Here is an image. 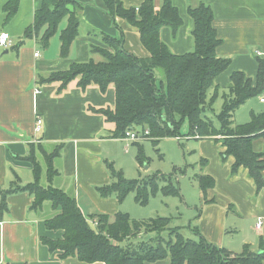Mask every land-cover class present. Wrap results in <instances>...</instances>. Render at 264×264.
Returning a JSON list of instances; mask_svg holds the SVG:
<instances>
[{
    "label": "crops",
    "instance_id": "crops-1",
    "mask_svg": "<svg viewBox=\"0 0 264 264\" xmlns=\"http://www.w3.org/2000/svg\"><path fill=\"white\" fill-rule=\"evenodd\" d=\"M9 1L0 0V37L8 32L13 43L9 48L0 45V264H88L77 257L62 258L61 252L52 251L44 243V237L61 239L64 233L61 229L47 228L46 219L55 213L49 202L42 209H35L34 195L19 189L38 177L30 157L42 166V183L48 185L44 151L53 153L60 148L53 159L58 175L51 184L75 195L85 217L93 223L95 215L113 216L119 212L123 202L114 195L102 197L98 191L97 187L114 181L109 163L115 167L114 160H120V153L129 150L128 142L140 144L142 141L113 137L114 124L95 111L115 108L114 85L103 91L94 83L83 88L80 77L71 79L64 88L59 80L39 81L42 76L67 71L75 64L103 61L104 55L95 52L93 47H108L106 37H123L124 49L140 58H148L150 54L138 28L119 17L112 18L105 0H77L82 4L75 11L80 19L79 34L67 55L62 54L61 36L68 28L69 16L59 22L45 44L42 38L47 25L42 27L40 35L27 37V31L33 27L37 12L47 0H20L17 12L8 20L4 8ZM122 1L127 8H139L147 0ZM163 2L154 0L155 7ZM172 3L180 11L182 25L176 34L169 26L160 31V38L172 53L194 50V21L188 8L206 3L213 8L214 27L222 39L216 52L231 60L229 68L215 79L219 90L230 87L236 71H242L256 82L257 58H264V0H172ZM37 89L40 93H36ZM260 96H256L260 105L256 103V110L252 109L257 114L264 111ZM254 98L236 109L235 123L244 124L251 119L242 116L241 111ZM39 116L44 119L41 132L35 131ZM184 135L194 141L200 157L196 164L201 165L195 169L197 182L192 181L195 187L184 192L187 223L174 227H180L181 231L187 228L189 233L185 236L192 239L202 236L207 242L226 247L235 254L242 252L246 245L252 250H262L264 186H259L249 169L234 168L235 157L225 154L221 136L197 139ZM253 148L264 153V136L255 138ZM187 168H179L180 173H174L176 178L186 175ZM206 176L212 178L213 186L204 191L200 178ZM262 180L264 183V171ZM181 185L188 188L182 180ZM179 197L183 199L182 195ZM3 200L6 207L1 205ZM259 221L261 228L256 227ZM170 263L167 257L148 264Z\"/></svg>",
    "mask_w": 264,
    "mask_h": 264
},
{
    "label": "trees",
    "instance_id": "trees-1",
    "mask_svg": "<svg viewBox=\"0 0 264 264\" xmlns=\"http://www.w3.org/2000/svg\"><path fill=\"white\" fill-rule=\"evenodd\" d=\"M19 2L20 0H10L5 5L8 20L17 12ZM105 2L112 18L119 17L138 28L142 43L150 56L140 58L126 51L123 37H106L108 47H93L95 52L104 55L103 61L96 63L90 60L72 65L67 71L42 76L39 83L59 80L62 82L61 88H64L71 79L80 77L79 84L83 88L94 83L105 91L109 85H114L115 108L95 109L114 124L113 137H125L126 132L131 129L145 134L148 129L150 133L146 136L158 145L164 137H181V125L187 120L190 126L188 137L205 139L221 136L226 147L225 154L235 157L234 168L243 166L249 169L259 186H264V153L256 152L253 148L255 138L264 136V111L261 114L253 112L247 123L234 122L236 109L249 98L262 93L264 58H257L259 71L256 82L246 77L242 71L232 74L228 92L223 94L224 101L217 127L207 118L206 112L218 99L219 87L215 79L229 68L231 60L216 52L222 39L218 37L214 27L213 8L206 3L188 8L194 21L195 48L188 53L175 54L160 38L162 27L169 26L176 34L182 25L180 11L172 0H164L157 7L154 0H147L139 8H127L122 0ZM69 4L75 5L77 9L82 8L77 0H47L37 12L35 23L33 27H29L27 37L40 35L42 27L47 25L42 38V42L47 44L59 22L69 16L68 28L61 36L62 54L67 55L80 28L78 12L71 10ZM159 69L163 72L165 82L161 81L162 84L158 86ZM59 153L60 148L53 153L44 151V159L48 164V185L42 183V166L31 156L38 177L30 184L17 188L34 195L35 209H42L45 202L52 204L55 213L46 219L47 228L61 229L64 234L61 239L46 236L43 241L52 251L61 252L60 257H77L88 264H148L167 257L171 260L170 264L264 263V248L256 251L246 245L242 252L235 254L226 247L207 242L202 236L198 239L185 236L180 227L171 226L172 218L166 216L139 220L132 218L129 213L119 211L113 216L105 213L93 216L94 221H97V225H94L85 217L75 195L51 184L58 175L53 168V159ZM138 157L143 163L145 158L141 151ZM108 167L115 180L97 187L102 197L114 195L119 201H123L134 192L135 201L145 206L151 195L159 191L165 196L182 195L180 185L173 181L175 172L169 175L154 174L142 180H129L121 170L115 169L114 164L109 163ZM159 180L164 181L162 187ZM200 182L204 191L213 186L211 177H201ZM1 205L6 207V201L3 200ZM144 232L155 235L148 240L132 241Z\"/></svg>",
    "mask_w": 264,
    "mask_h": 264
},
{
    "label": "rangeland",
    "instance_id": "rangeland-1",
    "mask_svg": "<svg viewBox=\"0 0 264 264\" xmlns=\"http://www.w3.org/2000/svg\"><path fill=\"white\" fill-rule=\"evenodd\" d=\"M69 7L70 9H73L75 11L77 9L75 5L72 4H69ZM157 77L158 86L162 84L161 81H163V83L165 82L161 69L158 70ZM227 92L228 89H224V91L219 90L218 99L213 104L212 108L208 109L206 112L207 118H210L213 124L217 127H219L218 115L219 113H221L224 101L223 94ZM214 93L215 92H211V94ZM254 99L255 100L252 99V103H250L247 108L241 111L242 116H247L250 119L251 114L254 111H252V109L256 110V103L260 105L258 97H255ZM181 127L182 136L178 137L180 139H178L177 137H164L161 139L158 145L156 142L148 139V137L146 139H143L144 141L139 140L142 141L138 142L140 144L128 142L129 150H122L123 152H121L119 155L120 160H114V163L116 170H121V172L124 173V177L129 180L147 179L148 177L159 173L169 175L177 172L176 175H178L180 173L179 168L184 170L187 166L188 168L186 175L180 174L178 178H176V175H174L173 178L174 183H178L181 186L183 199L179 196H165L162 192L159 191L156 194L151 195L148 205L144 206L138 204L137 201H135V193L133 192L123 200L120 211L129 213L132 218L134 217L139 220H147L150 217L157 216L170 217L172 218V227L187 223L188 216L186 215L187 211L185 208L186 204L184 200V198L186 199V195L184 196V192L185 190L189 192V190L195 187L192 181L197 182V180L194 178V175L197 174L195 169L196 166L201 165V163L199 162L198 164H196V162L200 160V157L198 155V150L195 146L194 141H191V138L189 140L186 139V135H184L190 132L188 121L185 120ZM187 144L189 149H187ZM140 151L142 152V157L145 158L143 163L139 160L138 157ZM113 180H115V178ZM181 180L184 181L186 185H188V188H184L183 185H181ZM158 183L162 187L164 181L159 180ZM141 213H144L143 216H140ZM183 231L182 232L184 235H187L189 233V229L187 228H184ZM154 235L155 233L144 232L139 236V238H136L132 241L148 240Z\"/></svg>",
    "mask_w": 264,
    "mask_h": 264
},
{
    "label": "built area",
    "instance_id": "built-area-1",
    "mask_svg": "<svg viewBox=\"0 0 264 264\" xmlns=\"http://www.w3.org/2000/svg\"><path fill=\"white\" fill-rule=\"evenodd\" d=\"M12 40H11V37H10V34L8 32H5L1 35L0 37V45L3 46V47H11L12 45ZM35 56H38V53H35ZM36 93H40V90H36ZM260 99H261V102L263 101L264 102V87H263V90H262V93L260 94ZM43 122H44V119L43 117H38L37 118V122H36V126H35V131H38V132H41L42 130V126H43ZM148 133H150V131L147 129L145 131V134H143L141 131H136L134 129H131L129 131L126 132V135L125 137L129 138V139H133V140H143V139H146L148 136ZM94 225H97V221H93ZM261 225H262V222L259 221L257 224H256V227L258 228H261Z\"/></svg>",
    "mask_w": 264,
    "mask_h": 264
}]
</instances>
